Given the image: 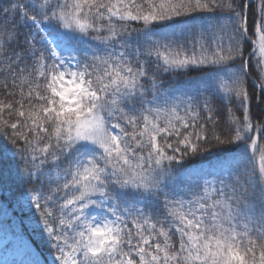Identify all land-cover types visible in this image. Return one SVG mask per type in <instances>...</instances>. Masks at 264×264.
<instances>
[{
	"label": "snow or ice",
	"instance_id": "snow-or-ice-1",
	"mask_svg": "<svg viewBox=\"0 0 264 264\" xmlns=\"http://www.w3.org/2000/svg\"><path fill=\"white\" fill-rule=\"evenodd\" d=\"M205 10L229 23L183 58L180 40L153 38ZM253 37L264 55V0L258 20L251 0H0L8 191L51 258L0 230V264H264V114L248 89L254 76L264 93V63L241 46ZM203 65L217 70L211 91L164 89L162 75ZM224 145L233 165L177 189L186 159Z\"/></svg>",
	"mask_w": 264,
	"mask_h": 264
},
{
	"label": "trees",
	"instance_id": "trees-1",
	"mask_svg": "<svg viewBox=\"0 0 264 264\" xmlns=\"http://www.w3.org/2000/svg\"><path fill=\"white\" fill-rule=\"evenodd\" d=\"M202 3H206L207 0H201ZM261 5V0H255L252 3L253 8L255 9L256 19H259V8ZM224 16H227V13H224ZM250 24L254 21V16L250 13L249 15ZM228 24L227 19H221L214 12L209 11H198L191 16H185L181 18H176L171 21H164L158 23L153 29L152 34L153 38L159 39H178L180 40V46L173 45V52H179L180 58H183L185 55L184 49L186 48L189 52L192 47L193 38L199 39L198 32L205 29L208 30V33L211 34L215 32L218 36L220 35V29L217 27V24ZM27 29H25L26 31ZM135 35L133 36V42L135 43ZM254 41V43L252 42ZM252 41L245 40L242 42V48L245 49L244 59H249V55L254 49V44L256 45L254 55H251V63L254 69L259 72V67L257 66V60H260L261 63H264V55L259 51V39L258 37H253ZM225 42L227 43L226 37ZM239 62H237V67ZM217 74V70L214 69L211 65H203L199 67H190L189 69H183L175 71L171 74H164L161 77L164 89L171 96L178 97H187V96H200L206 94L208 91L212 90V82ZM258 85L259 81L255 80V77L252 76L248 89L250 95H254V99L251 100V110L255 116L264 114V93H261L258 87L252 88V83ZM4 101V97L0 96V103ZM228 102L225 101V104ZM237 118L242 119L239 113H235ZM258 122V121H254ZM6 147H11L10 142L0 140V174H2L3 179L6 181V186L3 191H0V196L5 197L0 199V214L3 209L13 212V215H17V211L14 210L16 201L9 194L8 189H14L16 185L19 184V181L15 179V167L18 161V158H14L12 154L5 150ZM231 145L224 146H215L211 151L201 153L194 157L186 159L181 166V171L178 176H176L175 184H177L180 179L190 174L193 171L199 170L204 167H212L216 163L224 162L231 158H237L239 156V150L232 149ZM15 181V184L13 183ZM24 217L31 219V214L26 213ZM7 221L4 219L0 220V224H7ZM33 221V220H32ZM23 223V222H22ZM21 223V224H22ZM33 223V229L28 233L32 234V237H28V240L37 252L40 257V260L43 262L45 260H50L48 248L45 241L41 236L37 235L34 232L35 224ZM23 230L25 227L22 226ZM5 253L0 250V258L4 257ZM9 259V258H8Z\"/></svg>",
	"mask_w": 264,
	"mask_h": 264
},
{
	"label": "rangeland",
	"instance_id": "rangeland-1",
	"mask_svg": "<svg viewBox=\"0 0 264 264\" xmlns=\"http://www.w3.org/2000/svg\"><path fill=\"white\" fill-rule=\"evenodd\" d=\"M237 158H231L221 163H216L212 167H204L199 170L193 171L188 175L183 176L180 181L176 184L177 189L182 184H186L189 182H193V178L197 177L198 175L202 174H218L222 169L229 167L235 163ZM14 210L17 211V215L14 216L12 211H7L3 209L0 214V220L4 219L7 221V224H0V230H6L10 235L15 234L18 235L23 242L28 243L26 235H29V231L33 229V221L24 217V214L27 211H22L19 205L16 203L14 206ZM23 222V223H22ZM22 223V224H21ZM22 226L25 227L23 230ZM2 234V232H0ZM36 254V253H35ZM13 258V254L11 251L7 254ZM37 256V255H36ZM38 258V257H37Z\"/></svg>",
	"mask_w": 264,
	"mask_h": 264
},
{
	"label": "water",
	"instance_id": "water-1",
	"mask_svg": "<svg viewBox=\"0 0 264 264\" xmlns=\"http://www.w3.org/2000/svg\"><path fill=\"white\" fill-rule=\"evenodd\" d=\"M254 0H252L251 2H253Z\"/></svg>",
	"mask_w": 264,
	"mask_h": 264
}]
</instances>
